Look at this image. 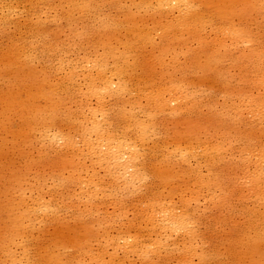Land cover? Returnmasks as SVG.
I'll list each match as a JSON object with an SVG mask.
<instances>
[{
    "label": "bare ground",
    "instance_id": "bare-ground-1",
    "mask_svg": "<svg viewBox=\"0 0 264 264\" xmlns=\"http://www.w3.org/2000/svg\"><path fill=\"white\" fill-rule=\"evenodd\" d=\"M0 264H264V0H0Z\"/></svg>",
    "mask_w": 264,
    "mask_h": 264
}]
</instances>
